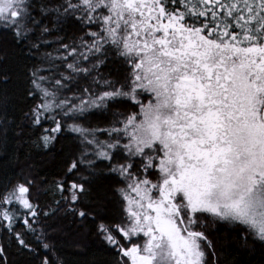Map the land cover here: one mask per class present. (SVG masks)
Masks as SVG:
<instances>
[{
    "label": "snow or ice",
    "instance_id": "obj_1",
    "mask_svg": "<svg viewBox=\"0 0 264 264\" xmlns=\"http://www.w3.org/2000/svg\"><path fill=\"white\" fill-rule=\"evenodd\" d=\"M13 140L0 264L13 244L66 264L71 225L109 264H227L218 226L219 251L264 247V0H0V150Z\"/></svg>",
    "mask_w": 264,
    "mask_h": 264
},
{
    "label": "trees",
    "instance_id": "obj_2",
    "mask_svg": "<svg viewBox=\"0 0 264 264\" xmlns=\"http://www.w3.org/2000/svg\"><path fill=\"white\" fill-rule=\"evenodd\" d=\"M55 47V45H53ZM63 142V141H62ZM60 145H57L59 148ZM16 149V141L11 142L10 150L5 154L0 150V164H7L6 171L9 175L18 174L21 171L19 164L17 163L15 157L19 155ZM22 152H27V149H21ZM24 159L23 155H20V162ZM34 159L38 161H43L39 165L40 177H44L51 171H53V165L49 164L46 157L35 155ZM49 179L52 177L49 175ZM43 188V186H41ZM35 195V191H34ZM38 202L41 205L51 203V194H45L43 191L40 192ZM51 222V221H49ZM65 225H69V221H63ZM51 229L49 232L51 233ZM212 238L217 239L218 252L217 255L220 256L221 261H226L227 264H232L234 260H242L244 264H264V247L257 244L254 249L238 253L236 251V245L230 244L223 251H219L220 239L225 235V226H218L217 229L212 230ZM56 243L60 248L66 264H109L112 260L110 254L106 253L92 238L87 240L82 237V230L77 231L75 225L65 227L63 231L55 233ZM8 237L6 233L0 232V243H7ZM11 253L8 256V264H34L32 260L29 259L28 253H18L15 245L13 244L8 248Z\"/></svg>",
    "mask_w": 264,
    "mask_h": 264
}]
</instances>
